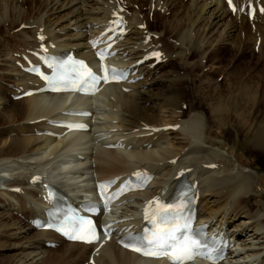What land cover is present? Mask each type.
<instances>
[{"label": "bare ground", "instance_id": "obj_1", "mask_svg": "<svg viewBox=\"0 0 264 264\" xmlns=\"http://www.w3.org/2000/svg\"><path fill=\"white\" fill-rule=\"evenodd\" d=\"M233 1L235 12L224 0H0V264H167L123 249L117 238L144 227L141 206L169 196L181 172L199 194L195 224L221 234L228 243L225 258L217 264H264V176L247 166L233 146L224 150L227 144L211 137L212 124L202 113L194 109L185 119L177 114L184 104L194 106L181 85L198 63L192 55L202 63L218 44L239 43L247 52L258 45L264 63V0ZM116 2L125 7L127 31L112 38V59L129 70L125 82L103 85L92 97L36 93L13 100L25 89L42 85L17 64L31 50L71 51L93 62L89 39L113 19ZM249 3L256 8L252 19ZM168 12L171 18L164 17ZM151 50L162 52L158 63L145 59ZM169 60H177L185 75L161 72ZM237 71L225 74V81L234 79L223 91L227 104H216L214 110L225 111L231 125L236 122L245 130L244 152L264 156V92L256 87L254 93L246 82L238 84ZM205 80L203 87L208 85ZM166 107L170 115L165 117ZM70 110L90 112L80 118L89 124L87 131L65 132L52 124L77 119L66 114ZM137 169L151 174L152 181L143 191L116 201L111 239L97 251L96 245L66 241L31 224L46 206L44 182L60 186L77 205L83 197H95L91 189L96 181L124 178ZM34 175L42 181L30 183Z\"/></svg>", "mask_w": 264, "mask_h": 264}, {"label": "rangeland", "instance_id": "obj_2", "mask_svg": "<svg viewBox=\"0 0 264 264\" xmlns=\"http://www.w3.org/2000/svg\"><path fill=\"white\" fill-rule=\"evenodd\" d=\"M244 6H245L244 3L241 2L240 3L241 11L244 8ZM171 16H172V13H169V12L167 14H164V17H167V18H171ZM155 21H157V19H153V22ZM157 23L158 21L155 22V24ZM243 46L244 45L239 46V43H236L234 45H222L221 44V46L220 44H218L214 48L212 47L214 51L212 49L207 54L206 56L207 59L202 61V63H199V58L196 54L191 56L194 59L196 58L195 60L198 61V63L194 65L192 69L193 72L187 75V80L186 79L183 80L181 85H183L182 87L185 88L186 92L188 93V97L192 100V104L194 106H192L193 108L188 109L186 108V105L184 104L182 105V107L184 108L182 113L177 112V114L180 115L179 118L185 119L191 113H193L194 109L197 112L202 113L206 117V121L212 124V129L210 132L211 137H213L216 140L218 139L217 140L218 143H226L227 145L225 146L224 150L229 151V150H232V148L234 147L236 149V155H239V158L243 162L247 161V166L251 168L253 167L258 168L259 170L258 172L264 176V156L260 154H254L252 151H250V154L247 153L246 151L244 152V149H246V147H245V144H243L242 138L245 134V130L242 127L235 126V125H238L236 122L232 123L233 125H231L229 123L230 120L226 118L225 111L218 110L216 112L214 110V108L216 107V104L224 105V103L227 101L226 98L224 97L226 96L227 93L225 94L223 91L227 90L226 86L228 83L231 85L232 82L234 81V79L229 80L230 82L225 81V74L228 71L230 72L231 70L237 69L238 70L237 75H239L240 77L238 78L239 79L238 84H240V82L241 83L246 82L247 84L249 83L248 86L251 91L254 92L257 87L258 88L257 92L259 93L264 92V63L262 62L260 63V60L257 54L258 53L257 48L256 49L254 48V50L250 48V50L247 52L244 49H242ZM215 48H218V49H215ZM239 48L242 50H240ZM214 54L215 56H213ZM212 57L213 58L216 57V59H212ZM169 61H167L168 63H165L164 65L160 64L161 72L173 70L175 74L180 73V75L182 76L185 75L186 69L181 67V65L178 64L177 60L176 62L175 60H171L170 62ZM209 63H211L212 65ZM213 65H216V66H213ZM250 76H251V79H248L250 78ZM252 77L254 78V80H252L253 79ZM204 80L207 81L206 83H208V85L203 87V85H201V82ZM235 86H240V85H237L235 83ZM253 86H255L254 87L255 89H253ZM224 98L225 100L223 101L222 99ZM218 100L221 103H217ZM162 112L164 113V114L162 113V115H164L165 117L170 115L169 107L163 108ZM167 118H168V121H175L176 119H179V118H175L174 120V118H171L170 120L169 117ZM236 118L237 117L233 118V120H235ZM220 121H222L223 124H221V128H218L216 125H218V122L220 123ZM218 131L220 132L222 131V133L218 134ZM260 192L264 194V189H261ZM194 264H198V262H195Z\"/></svg>", "mask_w": 264, "mask_h": 264}, {"label": "snow or ice", "instance_id": "obj_3", "mask_svg": "<svg viewBox=\"0 0 264 264\" xmlns=\"http://www.w3.org/2000/svg\"><path fill=\"white\" fill-rule=\"evenodd\" d=\"M229 6L235 11L232 0H229ZM264 11V9H262ZM43 39V37H41ZM101 60H103V54L98 53ZM157 56L159 54H156ZM80 65L83 71L76 73L75 75L68 72L55 73L53 76H45L41 73L43 79L48 81L49 87L52 91H91L100 79H104L108 82V76L98 77L90 69H87L83 62H76ZM50 67H54L50 65ZM102 70L105 72L115 73L117 69H108L102 65ZM74 114V113H66ZM68 127H85L84 125H67ZM103 187V186H101ZM103 195V192L101 193ZM107 199V198H106ZM183 204L178 205H160L152 211L150 215L148 210L145 212V219L149 220L153 225L152 229L147 231L145 235L141 237L129 236V242L125 247H132L135 251H143L144 248L152 249V251L144 252L145 255L151 256H166L172 261V264H184L188 259H191L195 255H200L209 260H214L218 253L215 249L209 248L207 245L202 244L198 239L192 235H183V239L177 237L179 230L187 228V223H181V213ZM81 227L73 226L72 231H65V235H69L74 240H87L91 242L95 239V229L91 220H81L79 222ZM82 225H87V228H83ZM64 231V229H60ZM79 231L80 233H91L92 235L86 236L85 234H72Z\"/></svg>", "mask_w": 264, "mask_h": 264}]
</instances>
